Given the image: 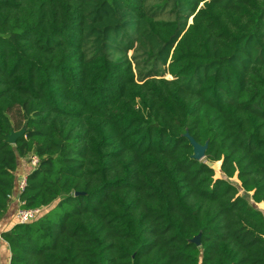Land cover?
I'll return each instance as SVG.
<instances>
[{
	"label": "trees",
	"instance_id": "16d2710c",
	"mask_svg": "<svg viewBox=\"0 0 264 264\" xmlns=\"http://www.w3.org/2000/svg\"><path fill=\"white\" fill-rule=\"evenodd\" d=\"M14 193L9 264H264V0H0Z\"/></svg>",
	"mask_w": 264,
	"mask_h": 264
},
{
	"label": "crops",
	"instance_id": "0c3cea01",
	"mask_svg": "<svg viewBox=\"0 0 264 264\" xmlns=\"http://www.w3.org/2000/svg\"><path fill=\"white\" fill-rule=\"evenodd\" d=\"M27 163H29V160H27ZM32 169L33 168L28 167L26 169V173L24 176H26L30 171H32ZM18 206H19L18 195H15L14 200L12 201L8 212L6 213L4 218L0 221V234L3 232H7L10 228H12L15 225L14 224V213L16 209L18 208ZM9 261H10V252H9L8 245L6 242H4L0 238V264H9Z\"/></svg>",
	"mask_w": 264,
	"mask_h": 264
},
{
	"label": "built area",
	"instance_id": "2783aa9c",
	"mask_svg": "<svg viewBox=\"0 0 264 264\" xmlns=\"http://www.w3.org/2000/svg\"><path fill=\"white\" fill-rule=\"evenodd\" d=\"M31 165L33 168L37 164V159L36 157L32 156L30 158ZM26 183V176L21 178L18 182L17 190L18 193L22 192ZM14 196V195H13ZM13 199V197H12ZM45 212V208H33V209H25L20 207V203L18 208L16 209L14 213V224L16 225H25L29 224L35 220H37L43 213ZM1 238V237H0Z\"/></svg>",
	"mask_w": 264,
	"mask_h": 264
},
{
	"label": "water",
	"instance_id": "95a60500",
	"mask_svg": "<svg viewBox=\"0 0 264 264\" xmlns=\"http://www.w3.org/2000/svg\"><path fill=\"white\" fill-rule=\"evenodd\" d=\"M22 135H23V131H20L18 133H11L10 136L8 137L7 142L11 145H14L16 142V139ZM189 140L193 146V152H194L193 158L196 160H199V161L203 160L205 158L206 146L198 145L191 138H189ZM218 164H219L218 168H217V164L208 163V166L211 167L215 171H219L220 163H218ZM193 242L196 243L197 245H199V238L194 239Z\"/></svg>",
	"mask_w": 264,
	"mask_h": 264
},
{
	"label": "rangeland",
	"instance_id": "374dc122",
	"mask_svg": "<svg viewBox=\"0 0 264 264\" xmlns=\"http://www.w3.org/2000/svg\"><path fill=\"white\" fill-rule=\"evenodd\" d=\"M128 56H130L131 54H127ZM27 160H29L30 161V158L29 159H25V160H22V161H20V163H19V165H20V172H18L17 174H16V178L18 179L17 180V185H16V189H15V192H18V190H17V186H18V182H19V180L21 179V178H23L24 177V175H25V173H26V169L29 167V168H33V166L31 165V163L29 162V163H27ZM216 176L218 177V176H220V174H219V171H216ZM232 182H234L237 186H238V183L235 181V180H231ZM16 195V194H15ZM14 195V196H15ZM14 196H13V200H14ZM47 210V209H46ZM45 210V211H46ZM48 210H49V208H48Z\"/></svg>",
	"mask_w": 264,
	"mask_h": 264
}]
</instances>
